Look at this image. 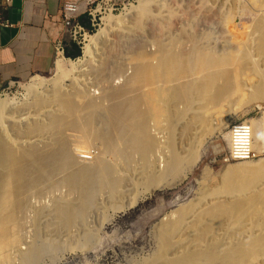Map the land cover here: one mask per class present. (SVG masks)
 <instances>
[{
    "label": "bare ground",
    "instance_id": "1",
    "mask_svg": "<svg viewBox=\"0 0 264 264\" xmlns=\"http://www.w3.org/2000/svg\"><path fill=\"white\" fill-rule=\"evenodd\" d=\"M139 2L120 15L107 14L104 28L86 33L81 57L73 60L59 53L54 77L37 75L20 98L0 99V264L9 262L20 242L21 213L36 186L43 190V183L49 182L53 188L61 184L68 188L69 197H57L48 206L49 218L43 226L48 231H70L76 223L85 222L96 197L117 200L129 194L130 202H135L141 190L155 192L180 182L201 158L208 136L227 125L238 110L264 103L262 85L249 80L251 90L245 92L238 81L245 71L264 76L253 58L264 59V0H250L256 12L248 17L239 49L218 52L194 45L177 52L161 43L158 50L141 49L133 56L134 69L122 85L98 91L97 97L95 91L88 94L89 88L78 77L88 71L94 55L109 45L114 31L149 16L145 0ZM65 78L70 84H65ZM20 112L28 116L19 119ZM33 112H41L47 120L39 115L33 118ZM98 120L103 126H94ZM164 120L167 132L159 135L151 127H160ZM23 121L27 125L22 131ZM247 121L253 124L255 150L264 153L260 118ZM72 127L97 136L102 146L96 154L87 156L72 142L71 149L64 135ZM10 131L53 137L47 145L38 146L36 141L13 140ZM77 138L88 145L85 137ZM54 171L63 172L62 177L53 179ZM209 196L214 198L212 203L201 211L181 207L159 225V250L143 264H264V161L227 166L221 184ZM116 206L115 213L124 209ZM39 212L35 238L19 250L18 264H37L44 253L53 254L59 248L57 243L38 239ZM89 239L86 233L77 246H85Z\"/></svg>",
    "mask_w": 264,
    "mask_h": 264
},
{
    "label": "rangeland",
    "instance_id": "2",
    "mask_svg": "<svg viewBox=\"0 0 264 264\" xmlns=\"http://www.w3.org/2000/svg\"><path fill=\"white\" fill-rule=\"evenodd\" d=\"M139 4V0H106L103 3L99 0L94 6L93 15H87L91 25V29H88L87 33L92 35L104 28L106 26L104 18L107 14L120 15L131 5ZM144 7L149 11V16L138 24L135 20H131L130 23L120 26L121 29L118 31H114L109 37V45L94 55L88 71L78 77L79 83L85 84L89 88L87 89L90 90L87 91L88 94H93L95 91L94 97H97L99 96L98 91L109 89L114 84V86L122 85L126 77L131 76L134 69L133 56L141 49L158 50L161 43L168 44L177 52L188 51L194 45L211 47L210 49L218 52L237 50L245 39L246 33L243 30L249 25L248 20L252 17L250 13L256 12L250 6V0H236V2L233 0H145ZM231 23L232 26H230ZM65 41L66 44L76 43L79 46L80 55L73 58L64 53V57L75 60L83 55L84 32L77 38L67 34ZM253 58L257 60L261 69L259 71L264 73L263 57L254 55ZM55 74L56 61L50 73L39 76L49 79ZM35 76L37 75L12 82L11 85L3 89L4 94L0 96V99L5 98L6 95L10 97L17 95L20 98L24 93L25 86ZM240 76L238 81L243 84L244 91L246 89L250 91L251 84H260L264 87V76L262 75L251 76L245 71ZM64 80L65 84H70L67 78ZM249 80H251V84ZM237 96L238 94L234 95L233 99H236ZM104 103L107 104V101ZM263 105V101H258L248 105L245 109L238 110L235 117L232 114L227 125L223 126L224 128L222 127L208 136L202 148L201 158L180 182L167 189L155 190V192L141 190L142 193L139 192L141 195L138 194L135 202H130L132 195L129 194L115 198L118 201L122 199V204L121 200L118 202L110 200L106 196L96 197L95 204L89 209L85 222L76 223L70 231L68 229L48 231L43 226L49 218L48 210L53 201L57 197H69L68 188L64 184L53 188L49 182L43 183L45 188L43 190H40V186H36L27 197L26 210L21 213L23 227L20 242L13 250L14 253L9 262L3 264H18L19 260L16 255L19 250L26 247L28 242L35 238L34 220L37 216L36 212L39 210L38 222L42 227L37 236L38 239L47 244L57 243L59 248L53 254L44 253L37 264H143L149 261L159 250L160 241L157 229L163 221L175 214L181 207H190L195 212H199L212 203L214 198L209 195L221 184L226 167L241 162L230 161L226 156L227 133L231 123L237 120L258 119ZM38 115L42 120L46 119L41 112L31 114L33 118ZM17 116L19 119H23L28 115L26 112H20ZM32 120L30 119L29 122H33ZM26 125V121L20 123L22 131L25 130ZM165 125L167 126V122L164 120L159 125L160 127H157L158 129L151 128L159 135L160 133L165 135L167 132ZM94 126H103L102 120H98L97 125ZM20 133L22 134L17 135L10 131L11 138L19 142L36 141L38 146L47 145L53 137L49 133L31 136L25 135L23 132ZM64 136L71 149H73L72 142L74 148L85 151L83 154H96L102 146V143L97 140V136L84 135L78 128H67ZM81 136L86 138L85 141L88 145L77 138ZM72 152L75 155L73 150ZM108 159L112 161L113 157H108ZM251 161L254 165L260 164L264 161V153ZM62 175L63 172L54 171L53 179L58 180ZM70 196L75 197L76 195ZM123 199H127L125 205ZM101 201L104 202L101 203ZM111 201L113 204L115 202V205L111 204ZM122 205H124V209L121 208ZM115 206L123 210L115 213ZM103 208L105 210H102ZM86 233L90 236L88 243L83 246L84 248L78 247L77 244L82 242ZM67 247L74 249L70 250Z\"/></svg>",
    "mask_w": 264,
    "mask_h": 264
},
{
    "label": "crops",
    "instance_id": "3",
    "mask_svg": "<svg viewBox=\"0 0 264 264\" xmlns=\"http://www.w3.org/2000/svg\"><path fill=\"white\" fill-rule=\"evenodd\" d=\"M12 26L0 23V91L14 81L53 70L57 50L67 35L62 0H6Z\"/></svg>",
    "mask_w": 264,
    "mask_h": 264
},
{
    "label": "built area",
    "instance_id": "4",
    "mask_svg": "<svg viewBox=\"0 0 264 264\" xmlns=\"http://www.w3.org/2000/svg\"><path fill=\"white\" fill-rule=\"evenodd\" d=\"M6 0H0V23L2 26L9 27L12 23L5 18L4 12L7 9ZM99 0H62V17L65 25L66 33L71 34L77 38L81 33H87L80 22L79 18L83 15H93L94 6ZM102 3L106 0H101ZM66 45L59 41L56 45L57 56L59 53L64 56ZM4 90L0 91V96ZM259 118L261 120L260 141L264 144V107L260 109ZM240 134V136L237 135ZM255 136L254 128L251 121L237 120L231 123L229 128V139L227 158L230 161H244L252 160L256 156L262 154L258 153L254 148ZM87 156H90L87 154Z\"/></svg>",
    "mask_w": 264,
    "mask_h": 264
},
{
    "label": "trees",
    "instance_id": "5",
    "mask_svg": "<svg viewBox=\"0 0 264 264\" xmlns=\"http://www.w3.org/2000/svg\"><path fill=\"white\" fill-rule=\"evenodd\" d=\"M79 22L87 29H91V25L89 22V18L87 15H83L79 18ZM65 53L67 56L69 57H78L80 55V49L79 46L74 43V42H70L67 44Z\"/></svg>",
    "mask_w": 264,
    "mask_h": 264
},
{
    "label": "clouds",
    "instance_id": "6",
    "mask_svg": "<svg viewBox=\"0 0 264 264\" xmlns=\"http://www.w3.org/2000/svg\"><path fill=\"white\" fill-rule=\"evenodd\" d=\"M237 135H238V136H240V134H239V133H237Z\"/></svg>",
    "mask_w": 264,
    "mask_h": 264
}]
</instances>
